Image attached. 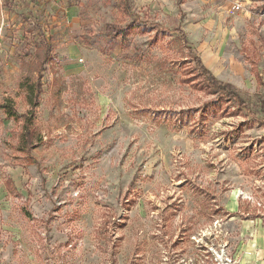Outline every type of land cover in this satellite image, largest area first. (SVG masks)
<instances>
[{"label": "rangeland", "instance_id": "1", "mask_svg": "<svg viewBox=\"0 0 264 264\" xmlns=\"http://www.w3.org/2000/svg\"><path fill=\"white\" fill-rule=\"evenodd\" d=\"M64 1L0 0V104L25 113L42 86L30 154L0 108V264H247L243 224L264 227V0ZM136 15L181 27L253 113L202 116L219 93L190 84L180 33L106 30Z\"/></svg>", "mask_w": 264, "mask_h": 264}, {"label": "trees", "instance_id": "2", "mask_svg": "<svg viewBox=\"0 0 264 264\" xmlns=\"http://www.w3.org/2000/svg\"><path fill=\"white\" fill-rule=\"evenodd\" d=\"M37 5H41L45 1L47 3V0H33ZM61 1V0H60ZM63 1V0H62ZM65 6L71 7L73 4L71 0H65L64 1ZM40 8V7H39ZM38 11V12H37ZM36 12V21L33 23L36 27H40L44 30L45 25H48L50 23V17H48L45 21L39 19V14L42 12L37 10ZM137 22H142L140 30L142 32L151 31L154 28L162 29V30H169V31H176L180 33L181 38L183 40V43L187 47L189 57L191 61L194 63L193 67L191 68L193 77H196L194 79L195 82L192 80L190 81V84L192 86H201L202 88H211L214 91L218 92V98L217 100L211 99L208 101L210 103L207 107H205V111L203 110L202 116H205V114L208 111L211 112H218L219 110L223 109V112L229 115L239 114V112L243 110L250 111L249 113H253L251 110H249V105L247 101L240 95V93L234 88L233 84L231 82L220 80L216 75H214L211 70L203 63V60L201 58V55L197 51L195 45L191 43L187 36L186 32L181 27H175V28H167L164 27L159 22H153L150 20L141 21L140 16L136 15L135 19L132 20L130 23H127L125 26H115L111 23L106 25L107 31H114V35H122L127 36L132 32V30L135 27V24ZM44 41L46 43V52L44 55V58L40 61H38V64L40 65L39 69L43 67L44 63L48 59V55L52 50V42L51 38L44 37ZM201 77V78H200ZM260 80V76L258 78ZM41 81L40 79H37V82L34 85H30L27 89V95L26 100L29 105V111L25 113L19 112V110L10 102H4L0 104V108H2L6 113H8L10 116L14 117L15 119L19 120L20 118H23L22 125H23V134H22V141L20 144V149L27 154L31 153V150L35 147L36 143L39 141L40 138L38 132L36 131L34 127V112L36 107L39 105V94L41 92ZM259 106L261 110L264 111V97L260 99ZM189 110H187V115L184 117L182 114L177 113V117L171 119L173 122H177L178 124H182L192 116V113ZM159 116V114H156ZM255 117V115H254Z\"/></svg>", "mask_w": 264, "mask_h": 264}, {"label": "crops", "instance_id": "3", "mask_svg": "<svg viewBox=\"0 0 264 264\" xmlns=\"http://www.w3.org/2000/svg\"><path fill=\"white\" fill-rule=\"evenodd\" d=\"M244 243L241 255L247 264H264V227H255L251 222L243 224Z\"/></svg>", "mask_w": 264, "mask_h": 264}, {"label": "built area", "instance_id": "4", "mask_svg": "<svg viewBox=\"0 0 264 264\" xmlns=\"http://www.w3.org/2000/svg\"><path fill=\"white\" fill-rule=\"evenodd\" d=\"M233 8H234L235 10H239V8H240V2H236V3L234 4Z\"/></svg>", "mask_w": 264, "mask_h": 264}]
</instances>
